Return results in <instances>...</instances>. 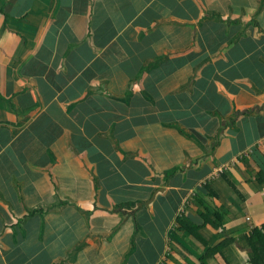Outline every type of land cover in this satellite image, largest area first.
<instances>
[{
	"label": "crops",
	"instance_id": "1",
	"mask_svg": "<svg viewBox=\"0 0 264 264\" xmlns=\"http://www.w3.org/2000/svg\"><path fill=\"white\" fill-rule=\"evenodd\" d=\"M263 227L264 0H0V264H257Z\"/></svg>",
	"mask_w": 264,
	"mask_h": 264
},
{
	"label": "trees",
	"instance_id": "2",
	"mask_svg": "<svg viewBox=\"0 0 264 264\" xmlns=\"http://www.w3.org/2000/svg\"><path fill=\"white\" fill-rule=\"evenodd\" d=\"M221 220L222 219H219L220 223H221ZM261 230L263 231L262 233H261ZM261 230L259 231L253 230V232L250 234V237L248 238V245L251 250L250 252H251V255H253L252 259L257 264H264V250H262L261 248L255 245V242L258 241V236L264 235V227Z\"/></svg>",
	"mask_w": 264,
	"mask_h": 264
}]
</instances>
